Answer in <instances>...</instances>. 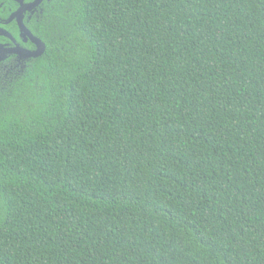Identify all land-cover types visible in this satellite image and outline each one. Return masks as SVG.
Returning <instances> with one entry per match:
<instances>
[{"label": "trees", "instance_id": "16d2710c", "mask_svg": "<svg viewBox=\"0 0 264 264\" xmlns=\"http://www.w3.org/2000/svg\"><path fill=\"white\" fill-rule=\"evenodd\" d=\"M44 6L0 70V264H264V0Z\"/></svg>", "mask_w": 264, "mask_h": 264}, {"label": "flooded vegetation", "instance_id": "af4514ba", "mask_svg": "<svg viewBox=\"0 0 264 264\" xmlns=\"http://www.w3.org/2000/svg\"><path fill=\"white\" fill-rule=\"evenodd\" d=\"M36 1L0 0V70L19 61L20 55L15 52H8V50L19 46L30 50L36 48V44L28 35L24 34L20 27V21H22L30 32L35 35L31 29L34 23H32V20L34 17L43 14L46 9L44 6L45 0H40L37 4ZM33 43L35 47H32Z\"/></svg>", "mask_w": 264, "mask_h": 264}, {"label": "water", "instance_id": "95a60500", "mask_svg": "<svg viewBox=\"0 0 264 264\" xmlns=\"http://www.w3.org/2000/svg\"><path fill=\"white\" fill-rule=\"evenodd\" d=\"M39 1L40 0H37L35 3L37 4ZM20 27H21V30L24 32V34L28 35L30 39L36 44V48L33 50H30V49L19 46V47H15L14 49L8 50V52H15L19 54L21 57H25V58L41 56L46 50L45 43L39 37L33 35L30 32V30L22 23V21H20Z\"/></svg>", "mask_w": 264, "mask_h": 264}]
</instances>
